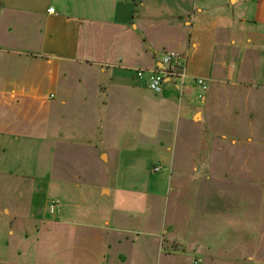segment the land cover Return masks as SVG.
<instances>
[{
  "label": "crops",
  "instance_id": "1",
  "mask_svg": "<svg viewBox=\"0 0 264 264\" xmlns=\"http://www.w3.org/2000/svg\"><path fill=\"white\" fill-rule=\"evenodd\" d=\"M168 51L188 57L187 70L192 63L200 71L209 70L210 74L226 79L237 72L231 68V58L247 54L251 78L252 74L256 76L243 87L247 97H264V0H0V177H12L15 155L12 152L19 146L18 140L31 138V133L35 132L41 139L38 145L43 153L53 155L45 168L47 192L51 187L54 193L66 191L67 180L62 176L64 166L74 167L72 185L75 191L80 189L90 180V173L84 168L96 166L98 157L102 156L104 162L108 159L103 149L98 148L104 143L102 123L107 118L108 106H128L131 95L140 99L141 81L136 79L135 71L160 68V57ZM224 69H228L225 75ZM188 78L193 79L187 75ZM232 87L241 88V85L234 83ZM253 91L256 93H251ZM236 93L235 96L241 95ZM190 108L189 102L180 106L177 120L186 121L184 118L189 117ZM196 114H199L197 123L204 122L202 114ZM205 115V126L210 128L216 122L210 105ZM206 132L210 131L206 129ZM235 137L242 138L241 135ZM251 141L248 136L242 145ZM233 143L235 145L236 141ZM26 144L19 147L25 148ZM65 151L78 162L73 166L63 163L60 156ZM20 155H26L25 151ZM3 156L9 158V163L2 162ZM87 157L90 162L82 163ZM193 159L191 156L189 160L176 162L180 170L175 174L180 185L179 195L188 190L196 175L208 176L215 167H223L219 163L198 164ZM57 172L62 175L52 183L51 177ZM183 181L190 185L184 186ZM112 190H101V194L109 197ZM206 193L205 199L199 200L202 211L209 212L205 200L212 198L213 211L219 215L222 205L220 207L213 189ZM243 204L235 207L240 209L238 215L243 216L238 231L257 233L252 227H245L249 208ZM67 208L69 206H65L64 211ZM262 210L255 216L249 213L254 218L252 224L258 232L264 233ZM0 213L9 217L8 236L18 234L21 243L16 257L13 255L7 260L0 230V264H33L25 261V257L36 248L38 239L31 238L32 230L25 226L27 215L13 206H4ZM112 219L104 217L94 222L95 225L90 224L84 235L88 240L101 242L102 250L124 242L134 245V240L124 238L128 230L111 227ZM14 222L24 227L15 230ZM37 224L34 229L38 232L43 224ZM114 234L119 235L117 239ZM142 235L146 237L141 246L143 252L150 257L157 252L158 262H161L163 242H181L172 231L163 235L161 228L142 232ZM4 245L9 247V244ZM213 249L207 247L204 251L208 253ZM99 261L117 264V260L105 256ZM157 261L152 258L149 264H157ZM57 262L60 264L59 260Z\"/></svg>",
  "mask_w": 264,
  "mask_h": 264
},
{
  "label": "rangeland",
  "instance_id": "2",
  "mask_svg": "<svg viewBox=\"0 0 264 264\" xmlns=\"http://www.w3.org/2000/svg\"><path fill=\"white\" fill-rule=\"evenodd\" d=\"M187 64L189 66L188 57ZM231 68L237 72L226 79L210 74L209 70L200 71L190 63L187 75L193 79L185 81L183 96L179 97L170 86H164L161 94H154L146 82L141 81L140 99L131 95L128 106L109 105L107 118L102 123L104 143L98 145L108 159L104 162L102 156L98 157L96 166L84 168L90 173V180L76 191L71 180L75 169L64 166V175L57 172L51 179L54 183L58 175H62L67 180L65 193H54L52 187L47 192L45 168L53 155L43 153L38 145L41 139L35 132L31 133V138H20L19 146L27 144L25 148L16 146L12 152L15 154L12 177H0V212L4 206H13L27 215L25 226L32 230L31 238L36 237L38 244L25 261L57 264L59 260L60 264H82V260L101 264L99 260L105 256L117 260V264H149L152 258L157 261L158 254L155 252L150 257L143 252L141 246L146 237L142 232L161 228L163 235L172 231L181 242H163L161 262L157 264H264V233L258 232L252 224L256 212L263 208L264 213V97H247L243 87L256 76L252 74L251 78L247 54L231 58ZM224 70L225 75L228 69ZM197 78L204 79L208 86L202 101L197 99L199 89L194 82ZM234 83L241 88L232 87ZM236 92L242 96H235ZM187 102L191 106L189 117L184 118L186 121L177 120L178 108ZM208 105L216 120L210 128L205 126ZM194 112H200L204 122L197 123L199 117L193 120ZM236 135L242 138L237 139ZM248 136L252 138L251 143L242 145ZM21 151L26 155L22 157ZM191 156L195 163L212 166L219 163L223 167H215L208 176L196 175L191 185L183 181V185L190 186L179 195L180 185L175 174L180 170L176 162L189 160ZM61 159L70 166L78 162L66 151ZM2 162L9 163V158L3 156ZM85 162L89 163V158L82 163ZM154 168L160 170L155 172ZM108 189H113L112 194L104 197L101 190ZM209 189H213L220 207L222 205L219 215L213 211L212 198L205 200L209 212L201 209L199 202L205 199ZM51 203H58L54 214L50 213ZM241 204L253 214L247 213L245 227H252L257 233L238 231L243 216L238 215L240 209L235 207ZM65 206L69 208L64 211ZM104 217L113 218L112 228L128 230L124 238L134 240V245L123 239L122 245L102 250L101 242L88 240L84 235L89 231L87 227ZM0 219L2 247L9 260L16 257L21 243L18 234L14 237L7 234L9 217L0 213ZM33 221L35 225L43 224L38 232ZM21 226L24 224L14 222L12 227L16 230ZM118 236L113 235L116 239ZM26 247H31V243ZM207 247L214 249L207 253L204 251Z\"/></svg>",
  "mask_w": 264,
  "mask_h": 264
},
{
  "label": "built area",
  "instance_id": "3",
  "mask_svg": "<svg viewBox=\"0 0 264 264\" xmlns=\"http://www.w3.org/2000/svg\"><path fill=\"white\" fill-rule=\"evenodd\" d=\"M50 12H53L50 9ZM187 58L175 51H168L160 57V68L155 67L150 70H137L135 77L139 81H145L147 88L154 94H161L164 86H170L179 93V97L183 96L185 89V81L187 80ZM199 89L197 99L202 101L208 90V86L204 79H194ZM158 172L159 168L153 169ZM58 203H51L50 213L54 214Z\"/></svg>",
  "mask_w": 264,
  "mask_h": 264
},
{
  "label": "water",
  "instance_id": "4",
  "mask_svg": "<svg viewBox=\"0 0 264 264\" xmlns=\"http://www.w3.org/2000/svg\"><path fill=\"white\" fill-rule=\"evenodd\" d=\"M197 117H199V114H196L193 118V120H195Z\"/></svg>",
  "mask_w": 264,
  "mask_h": 264
}]
</instances>
